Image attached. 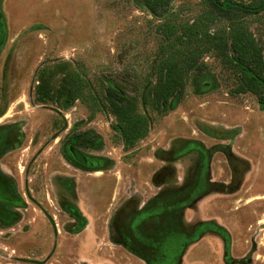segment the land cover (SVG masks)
I'll return each instance as SVG.
<instances>
[{
  "label": "rangeland",
  "instance_id": "rangeland-1",
  "mask_svg": "<svg viewBox=\"0 0 264 264\" xmlns=\"http://www.w3.org/2000/svg\"><path fill=\"white\" fill-rule=\"evenodd\" d=\"M203 12L167 6L174 33ZM246 23L264 59V12ZM166 25L140 0H0V264H264V110L211 53L155 110ZM41 72L78 98L37 99ZM100 82L135 97L142 137Z\"/></svg>",
  "mask_w": 264,
  "mask_h": 264
},
{
  "label": "trees",
  "instance_id": "trees-1",
  "mask_svg": "<svg viewBox=\"0 0 264 264\" xmlns=\"http://www.w3.org/2000/svg\"><path fill=\"white\" fill-rule=\"evenodd\" d=\"M140 1L154 16L169 24L164 29V36L170 51L158 60L154 80L149 88L150 104L155 110L162 111L175 93L183 91L191 75H199L206 69L205 64L198 60L205 53H211L219 59L230 72L238 73L240 80L233 90L253 93L260 108L264 110L263 46L253 37L246 23L248 16L264 12V0H251L249 3L202 0L204 12L190 23L178 26L179 32L175 33L176 25L170 23L167 14L170 0ZM213 25L218 27L212 28ZM50 77V74H39L35 86L37 99L57 102L62 97L70 103L78 98L79 87L69 84L65 74L54 90H51ZM96 93L116 118L124 141L131 142L146 133L147 122L137 112L132 94L102 82L96 87Z\"/></svg>",
  "mask_w": 264,
  "mask_h": 264
},
{
  "label": "flooded vegetation",
  "instance_id": "flooded-vegetation-1",
  "mask_svg": "<svg viewBox=\"0 0 264 264\" xmlns=\"http://www.w3.org/2000/svg\"><path fill=\"white\" fill-rule=\"evenodd\" d=\"M71 154H72V152H71ZM72 155H73V154H72ZM80 157H81L82 160H78V159H77V160L80 161V162H82L83 164H87V162H86V161H87L86 156H84V155H80ZM74 158H75V157H74ZM7 194H8V193H7ZM7 196H8V198H10V199L12 198V197L9 196V195H7Z\"/></svg>",
  "mask_w": 264,
  "mask_h": 264
},
{
  "label": "water",
  "instance_id": "water-1",
  "mask_svg": "<svg viewBox=\"0 0 264 264\" xmlns=\"http://www.w3.org/2000/svg\"><path fill=\"white\" fill-rule=\"evenodd\" d=\"M71 152H72L73 156H74L76 159H78V160H82L81 157H80V155H79L76 151L72 150Z\"/></svg>",
  "mask_w": 264,
  "mask_h": 264
}]
</instances>
